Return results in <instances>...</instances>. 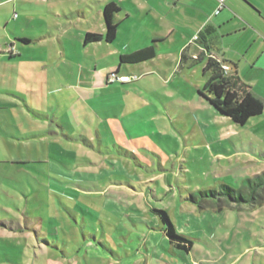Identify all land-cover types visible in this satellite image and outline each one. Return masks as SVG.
I'll list each match as a JSON object with an SVG mask.
<instances>
[{
    "label": "rangeland",
    "instance_id": "1",
    "mask_svg": "<svg viewBox=\"0 0 264 264\" xmlns=\"http://www.w3.org/2000/svg\"><path fill=\"white\" fill-rule=\"evenodd\" d=\"M53 1L0 0V57L9 59L7 49L12 43L22 54L19 58L21 73L13 70L4 73L9 95L5 99L16 104L6 106L0 102V264H129V258L121 263L114 261L119 247L104 235L97 213L84 209L88 206L97 210L92 204L84 203L82 187L100 181L77 175L74 184L65 183L59 177L61 173L50 170L51 160L66 171V165L59 159L74 161L76 153L82 158L87 152L98 154V131L106 133V142L113 143L106 126L110 121L118 124L127 137L132 134L138 140V147L132 140L129 145L137 150L136 157L143 156L144 160L133 158V165L138 161L144 172L155 175L141 174V179L153 180L162 172L169 173L166 180L170 181L171 177L179 194L186 195L190 203L187 210L203 214L233 208L234 203L226 200H208L201 205L191 203L189 196L193 191L185 188L187 166L185 161H180L179 154L189 144L204 146L209 160L214 162L210 166L197 160L191 162L190 183L197 184L199 189L202 180L216 189L223 183L248 188L246 180L264 171V162L247 151H238L233 144L240 146L242 142L251 141L259 147L254 130L215 116L207 99L199 96L198 88L202 89L207 81L203 65L193 72L179 70L176 73L178 65L161 55L138 64H123L117 72L119 64L113 54L134 51V43L130 48L105 41L83 44L87 31L99 32L105 28L104 7L97 2L100 0L90 2L91 6L85 8L89 12L85 19L68 24L71 12L51 13ZM65 27H70L66 37L72 44L67 43V49L63 50L60 38ZM19 39L34 40L25 44ZM167 51L168 48L163 49ZM48 70L49 82L39 84V76L47 74ZM124 74L130 76V82L122 79ZM29 78L33 79L31 83L27 81ZM106 78L115 83L106 86ZM28 85L35 88L36 95L21 92L28 91ZM103 105L106 112L98 114L96 109ZM103 120L104 124L100 123ZM213 135L219 136L221 144L213 142ZM81 136L83 139H79ZM52 141L60 146H50ZM86 143H91L94 151ZM113 152L100 151L99 156L108 157ZM124 164L131 168L129 163ZM175 170L178 171L174 173ZM159 197L169 204L172 219L176 220L180 212L178 198L167 193ZM121 199L131 200L129 197ZM261 202L262 205L251 212L254 223L250 228L255 235L248 238L251 246L264 242L261 239L264 201ZM122 217L131 223L127 216ZM112 228L115 230L114 225ZM116 232L120 235L118 230ZM120 236V244L144 243ZM242 239L241 245L226 252V258L232 257L237 264H261L255 249L249 253L250 245ZM85 240H92L94 244L85 245ZM198 247L215 252L205 243ZM193 252L196 256L202 255L198 250Z\"/></svg>",
    "mask_w": 264,
    "mask_h": 264
},
{
    "label": "crops",
    "instance_id": "2",
    "mask_svg": "<svg viewBox=\"0 0 264 264\" xmlns=\"http://www.w3.org/2000/svg\"><path fill=\"white\" fill-rule=\"evenodd\" d=\"M95 1L54 0L50 12L57 14L60 11L64 13L70 11L71 16L67 18L66 22L68 24L75 20L85 19L87 13H89L85 11V8L91 6L90 2ZM97 2L102 4L103 7L109 2H115L121 7V11L116 14V21L118 22L116 39L114 42L105 41L107 44L123 45L122 48H130L134 43V51L154 44L156 56L153 59L161 55L166 56V58L175 62L176 66L178 65L176 73L179 70L182 73L185 70L193 72L200 64L205 68L208 59L210 57L215 58L229 67L226 73L231 77L234 88L240 95L250 92L264 105V0H225V4L219 12L217 10L220 7L221 0H100ZM77 8H81L82 11L77 10ZM104 25V30L99 31V33L106 31L105 21ZM65 28L62 30L63 35L60 38L63 50L67 49V43L72 44L66 37L70 32L67 29L70 27ZM15 35L23 36V34ZM33 40L30 39V43ZM19 41L21 40L19 39ZM150 43L152 44L150 45ZM88 45L84 44V46ZM10 47L13 48L7 49L9 59L5 60L3 56L0 57V86L4 88L3 91L0 90V102L6 106L7 104H16V102L5 99V96L9 97V95L6 94L8 93L6 92L8 91V85L4 73L9 70L21 73V59L19 58L22 54L17 50L14 43ZM165 48H168L167 52H163ZM120 55L113 54V58L117 59L119 64L117 72L120 71L123 65L119 60ZM197 63L199 64L196 65ZM203 74L208 80L210 73L203 71ZM49 75V70L47 74L40 75L39 84L49 82ZM122 78H128L127 81L130 82L128 74L122 75ZM27 81L31 83L33 79L29 78ZM114 83L106 78V86ZM22 87L23 85L20 86V89ZM199 90L200 87L198 88V94L203 97ZM21 92H26L32 96L36 95L35 88L29 85L28 91L26 89ZM51 92H54V90L51 89ZM209 106L215 116L227 118L232 125L249 127L254 130L257 135L256 140L260 144L259 147L251 141L242 142L239 146L233 142L232 138L230 139L238 151H247L259 161L264 162V108L260 115L251 117L244 125H239L231 121L229 117L219 115L210 103ZM104 108L103 105L102 108L98 107L96 111L98 114H104L106 112ZM100 123L104 124V120ZM106 126H108L109 133L112 134L113 143L106 142V133L98 131L97 137L98 140L100 139L101 149L98 150V154L87 152L86 156L82 158L76 153L74 154V161L59 159L60 162L66 165V171L60 170V166H57L51 160L50 170L51 172L54 170V172L61 173L62 176L59 177L64 179L65 183L74 184L76 182L74 178L77 175H80L79 177H92L100 181L94 182L93 186L82 187L84 203L86 205L88 203L92 204L97 210L88 206L84 209L88 213H97L104 235L109 236L113 243L116 242V247H119V251H116L117 254L113 257L115 262L121 263L123 259L129 258V264H136L139 261L141 264H237L232 257H227L229 259L227 260L225 254L237 245H241L242 238H244L250 245L248 247L250 248L249 253L254 248L255 253L260 258V263L264 264V242L256 244L257 246H251V239H248L249 236L255 237L252 228H250L254 223V219L250 218L253 216L251 212L262 205V202L259 201L253 205L234 204L233 208L203 214L195 210H187L186 206L190 203L187 201L185 194H179V190L171 181V177L170 181L166 180L169 173L162 172L158 175L159 177L153 180L141 179V174L149 177L155 175H148L144 172V167L140 165L144 157H136L138 156L137 150L129 145V141L132 140L137 147L139 146L134 135L129 134V137H127L114 121L108 122ZM127 130H129L128 127ZM79 139H83V136ZM212 140L215 144H221L219 136L213 135ZM242 140H244L243 137ZM86 145L93 150L92 147L94 146L91 143H86ZM50 146L57 148L60 144L57 141H52ZM204 149V146H199L197 143L189 144L183 153L179 154L180 161H185L187 166V174L184 180L185 188L190 189L191 192H198L202 189H216L208 184L206 180L200 181L202 183L201 189L198 188L197 184L190 183L192 173L190 164L192 161L205 162L209 166L214 163L209 160V155ZM220 149L228 151L224 148ZM100 151L114 152L108 157L101 156L102 158H100ZM80 158L81 160H79ZM133 158L140 162L136 161V164L133 165ZM124 162L129 163L131 168L126 167ZM79 163L81 164L80 167L75 168L74 165ZM198 168L201 169L199 166ZM176 171L178 170H175L174 173ZM51 172L50 175H52ZM203 174L205 172H202ZM209 175L214 177L211 173ZM241 188L248 191L245 185ZM165 193L170 194L173 198H178L180 212L177 214L176 220L172 219L169 204L159 197ZM261 193L264 195V188ZM122 197H129L131 200L125 202L122 201ZM157 200L160 202H157ZM263 208L261 207L262 210ZM153 209L167 210L177 231L193 239L194 245L190 252L179 249L169 241L164 232L162 219L159 214L153 212ZM122 216H127L131 223L125 222V218ZM112 225L115 226V230H113ZM117 230L120 235H124L130 241L139 239L143 240L144 243L136 246L120 244L122 240L116 232ZM71 234L73 232H69V235ZM262 235L261 239H264V234ZM85 241V245L94 244L92 240ZM202 243L207 244L215 252L212 250L207 252L206 248H199L198 244ZM109 249V251H113L111 248ZM194 250L200 251L202 255L196 256ZM192 253H194L193 257Z\"/></svg>",
    "mask_w": 264,
    "mask_h": 264
},
{
    "label": "trees",
    "instance_id": "3",
    "mask_svg": "<svg viewBox=\"0 0 264 264\" xmlns=\"http://www.w3.org/2000/svg\"><path fill=\"white\" fill-rule=\"evenodd\" d=\"M121 11V7L115 2H109L105 5L103 16L106 24V31L87 32L84 38V44L88 45L95 42L106 41L114 42L117 36L118 22L116 14ZM30 43L29 39L21 40ZM156 56L155 45L146 48L121 54L119 57L121 64H137L153 59ZM209 72V79L204 84L199 93L215 108V111L222 116L229 117L236 124L244 125L253 116L260 115L263 112V102L253 96L250 92L240 95L234 88L232 79L227 75L223 64L215 58L210 57L204 68ZM248 191L243 188H234L228 184H222L219 189L200 190L192 193L189 200L196 204H202L205 201L213 200L219 202L226 200L234 204H256L263 200L261 190L264 188V172L256 175L254 178L247 179ZM153 212L159 214L164 224V232L169 241L181 250L190 252L194 241L189 236L177 231L174 223L171 221L168 211L165 209H153ZM66 233V232H65Z\"/></svg>",
    "mask_w": 264,
    "mask_h": 264
},
{
    "label": "built area",
    "instance_id": "4",
    "mask_svg": "<svg viewBox=\"0 0 264 264\" xmlns=\"http://www.w3.org/2000/svg\"><path fill=\"white\" fill-rule=\"evenodd\" d=\"M224 4H225V0H221L220 7H219V9L217 10V12H219V10L224 6ZM223 68H224L225 71H227V70L229 69V67L226 66V65H223ZM122 79H123V78H122ZM127 79H128V78H127ZM127 79H123V80H127Z\"/></svg>",
    "mask_w": 264,
    "mask_h": 264
}]
</instances>
